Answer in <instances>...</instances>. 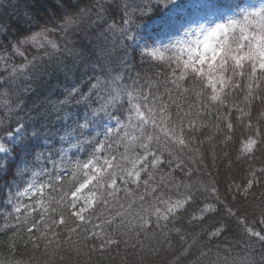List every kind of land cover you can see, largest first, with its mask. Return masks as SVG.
Listing matches in <instances>:
<instances>
[{
	"label": "snow or ice",
	"instance_id": "1",
	"mask_svg": "<svg viewBox=\"0 0 264 264\" xmlns=\"http://www.w3.org/2000/svg\"><path fill=\"white\" fill-rule=\"evenodd\" d=\"M93 13L97 21L107 25L118 43L132 50L133 57L138 54L141 62L166 67V79L154 87L139 79L126 80L124 74L117 72L109 74L106 81L97 77L87 93L76 86L67 90L61 103L83 104L87 116L82 127H89L97 118L111 116V108L127 106L124 122L117 121L116 144L123 150L113 149L107 140L104 143L90 141L92 156L85 162L75 163L72 175L76 178L79 174V177L72 187L61 190L58 197L47 202L43 199L44 186L30 185L40 194L36 201L39 207L30 208L29 214L36 215L26 229L33 248L43 247L47 254L55 244V254L68 245L70 252L87 256L90 262L97 254L100 257L118 255L117 250L122 245L134 250L136 255L142 256L145 252L155 255L161 250L156 244L165 246L171 231L187 241L188 235L181 234V228L170 225L181 216H188L189 225L194 229L197 222L207 219L208 211L218 210L200 206L197 194L201 188L183 179L194 175L185 157L191 164L197 163L196 155L187 154L199 153L197 144L201 141L196 133L207 128L203 121L213 109L214 127L217 132H224L225 144L233 140L238 127L241 133L245 128L249 130L247 135L236 137L237 159L248 162L249 170L235 189L245 201L250 196L259 201L256 205L259 219H255L254 212L252 220L264 226V126L258 120L253 122L250 110L252 101L264 104V0L258 4L247 0H187L186 3L92 0L84 7L78 0H64L57 14L49 16L51 27L44 24L39 30L9 41L7 47L0 46V68L9 77L7 83H13L17 73L28 78L39 71V58L28 60L25 56L29 48L45 53L49 49L60 51V42L66 47L67 36L85 19L91 21ZM105 17H111V22ZM145 19L146 23H137ZM194 23L199 26L196 39L173 42L181 29ZM53 35L55 38H50ZM185 35L190 33L185 32ZM10 55L23 57L24 62L14 65ZM100 67L103 69L104 65ZM5 76H0V84L5 83ZM101 91L104 94L100 99L93 100ZM241 95L244 107L229 103L230 97L235 100ZM233 113L239 115L233 119ZM23 130V125L9 129L12 144H16L18 138L23 141ZM10 151L12 149L0 144V153ZM257 156L262 163L253 168L251 162ZM208 190L203 188V191ZM210 191L220 201L216 187L212 186ZM237 195L231 200H236ZM220 202L224 204L225 214L236 218L250 237L264 242V227L256 230L240 208L229 206L230 201ZM20 211L16 208V212ZM221 231L206 233L209 237L204 245L207 251L201 247L199 236L192 235L181 257L198 249L196 264H220L219 249L211 241ZM73 236L78 239L74 240ZM214 250L216 259H213ZM241 264L251 262L242 259Z\"/></svg>",
	"mask_w": 264,
	"mask_h": 264
},
{
	"label": "trees",
	"instance_id": "2",
	"mask_svg": "<svg viewBox=\"0 0 264 264\" xmlns=\"http://www.w3.org/2000/svg\"><path fill=\"white\" fill-rule=\"evenodd\" d=\"M63 2L64 0H0V46L7 47L9 41L14 42L16 37L22 38L25 34L39 30L44 24L51 27L49 16L56 15L58 6ZM78 2L84 7L90 5L92 0ZM56 18L59 23V17ZM105 18L111 22V17ZM146 22V19L137 21L141 24ZM50 38H55V35ZM66 39L67 46L61 41L58 52L49 49L45 53L43 50L29 48L25 56L28 60L39 58V71L33 72L28 78H25L23 73H17L14 82L8 84L9 77L5 76L0 68V76H5V83L0 84V93L5 94L0 96V144L3 143L5 147L12 149L6 156H0V264L88 262L87 256L70 252L68 245H64V250L55 254V244L47 254L43 247L33 248L26 229L36 214H29L30 209H24L20 215H16L9 211L6 205L10 195L26 189L35 181L44 186L43 199L46 202L58 197L61 190L71 188L74 180L79 177V174L76 178L72 175L75 163L85 162L92 156L93 147L90 141L99 140L102 143L100 133L107 121L124 122L127 106L118 105L109 109L111 116L97 118L89 127H82L87 116L83 104L61 103L67 90L76 86L87 93L97 77L106 81L110 78L109 74L115 75L117 72L124 74L126 80L131 77L139 79L145 85L152 83L154 87L166 79V67L141 62L138 54L133 57L132 50L125 48L122 42L118 43L116 36L107 30V25L95 19L94 13L91 21H82ZM10 58L11 63L17 66L24 62L23 57L10 55ZM100 64L104 65L103 69ZM128 82L131 83V80ZM103 94L101 91L93 100H99ZM233 102L241 107L245 106L242 95L235 100L230 97L229 103ZM250 110L253 122L258 120L264 126V116L261 115L264 113V104L258 100L252 101ZM214 115L215 109L203 121L207 128H202L196 133L201 141L197 144L200 151L187 155H196L197 163L191 164L185 157L186 162L194 169V175L183 179L201 188V192L197 194L200 206L206 205L209 209L218 210L208 211L207 219L203 223L197 222L194 229L189 225L188 216H181L170 227L181 228V234L188 235L187 241H182L179 235L171 231L165 246L156 244L161 250L155 255L151 252H145L142 256L136 255L134 250L126 249L122 245L117 250L118 255L111 253L100 257L97 254L88 264H196L198 249H194L188 256L181 257V253L188 248L192 235L199 236L200 245L204 247L209 239L206 233L217 229L222 231L211 243L219 249L220 264H233V258L235 264H241L242 259L249 260L251 264H264V242L250 237L236 218L225 214L224 204L220 202L230 201L229 206L240 208L244 216L250 218L249 222L256 230L264 227L252 220L254 212L255 219H259V210L256 208L259 201L253 200L251 196L245 201L242 196L237 195L235 189V185L242 182L249 170L248 162L237 159L239 153L236 137L247 135L249 130L245 128L241 133L238 127L233 140L225 144L224 132H217L214 127ZM236 115L239 113H233V119ZM19 125L24 126L23 141L18 138L16 144H12L8 139L9 129H15ZM116 132L117 130H114L109 135L108 143L113 145V149L122 151L116 144ZM70 143L76 145L72 151V158L76 162H66L62 159V150L69 147ZM107 151L106 148L105 154ZM37 156L39 159H36ZM261 163L259 156L251 162L253 168L261 166ZM212 186L216 187L220 201L210 191ZM203 188L209 190L203 191ZM233 195H237L234 201L231 200ZM39 198L40 195L34 200ZM73 239L78 237L73 236ZM159 239L163 240V237L160 236ZM204 250L207 251V248L204 247ZM178 257L180 259H177ZM213 259H216L215 250Z\"/></svg>",
	"mask_w": 264,
	"mask_h": 264
},
{
	"label": "rangeland",
	"instance_id": "3",
	"mask_svg": "<svg viewBox=\"0 0 264 264\" xmlns=\"http://www.w3.org/2000/svg\"><path fill=\"white\" fill-rule=\"evenodd\" d=\"M178 3H186L187 0H177ZM248 3L251 4H258L260 0H247ZM205 27H207V24H205ZM185 32L190 33V35H185ZM199 34V26L198 23H194L189 25L188 27L181 29L180 33L173 37V42H175L176 39H196V36ZM106 129L105 132H102L100 137L103 140L102 143H104L106 140L108 142V136H105V133L108 130H112L114 128V125L112 123H108L105 125ZM112 132V131H111ZM7 153H0V156L6 155ZM67 156V160H70V154L69 152L65 154ZM35 186H40L38 185L37 182L33 183ZM31 184V185H33ZM40 195L39 193H36L34 191L33 187L28 186L25 190H22L21 192H17L15 195H10L7 199L6 205L9 211L13 212L16 215H20L21 211L24 209H30L31 206L35 205L36 207H39L38 204H36L37 200H34V198ZM16 208H20V212H16Z\"/></svg>",
	"mask_w": 264,
	"mask_h": 264
}]
</instances>
